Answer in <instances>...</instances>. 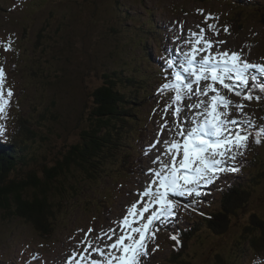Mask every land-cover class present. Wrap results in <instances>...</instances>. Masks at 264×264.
<instances>
[{"label": "rangeland", "instance_id": "1", "mask_svg": "<svg viewBox=\"0 0 264 264\" xmlns=\"http://www.w3.org/2000/svg\"><path fill=\"white\" fill-rule=\"evenodd\" d=\"M208 14L218 19L206 22ZM149 19L165 38L160 50L156 47L159 42L147 40L153 52L151 61L179 58V52L191 51L197 46V37L191 33L199 34L204 28L206 39L226 41L214 44L213 53L242 50L243 59L264 64V0H0V67L5 71L4 96L8 100L0 124L12 137L21 133L17 136L19 170H32L44 179L43 167H52L70 146L81 140L91 124L92 93L103 82L104 73H111L124 93L130 94L134 87L143 84L155 94L149 105L140 107L136 120L128 117L124 125L122 137L130 151L127 162L122 163L124 155L120 154L118 164L116 160H106L96 172L87 173L83 167L75 169L64 185L71 188L62 187L53 193L51 200L56 205L57 218L52 223V217L48 230L39 231L24 217L9 215L8 210L0 207V263L65 264L73 250L83 251L86 245L80 242L89 228L94 230L91 237L101 229L113 227L119 233L118 222L127 215L131 204L140 200L139 194L152 178L148 169L158 167L154 163L158 156L167 161L163 141L170 139L173 132H161V126L167 122L171 127L173 123L172 110L165 113L163 109L174 93H155L162 78L151 73L157 81L148 83L142 80L147 74L135 68L143 67L141 56L147 45L141 40L157 36L147 30ZM210 23L217 25L218 35L208 28ZM139 25L143 32L138 31ZM225 26L229 28L227 33ZM204 54L199 53L197 58ZM167 70L169 77L171 70ZM253 72L258 81L264 82V74ZM217 87L234 103H243V114L255 122L248 150L237 158L241 168L245 157H264V135L259 145L255 143V131L264 126V93L254 90L253 96L260 95L261 100H242L234 92ZM8 89L13 92L11 98L7 97ZM159 94L162 96L157 98ZM199 99L203 98L193 96L182 103L191 104ZM191 111L195 110L185 108L181 115ZM229 111L231 117L241 116L234 107ZM153 144L155 147L149 149ZM21 146L26 147L21 150ZM119 151L127 155L123 147ZM258 171L247 167L238 173L221 174L214 185L202 189L206 195L201 196V210L206 214L219 211L236 179L257 183L253 177ZM232 178L235 180L229 182ZM221 188L229 191H219ZM28 193L32 195L33 191ZM176 199L182 207L168 227H161L156 233L155 245L159 248L149 257L150 264H175L172 256L181 251L188 264H224L228 260L233 264H264V253L249 250V243L240 244L245 242L244 230L251 225L252 215L264 219V184L252 191L248 207L232 216L225 232L203 229L189 241L182 240L188 231L180 230L194 227L192 224L200 218L194 216L196 211L189 206L190 212L186 214L193 218L183 219V203L189 204L196 198ZM172 235L182 240L178 248ZM155 245L149 244V249ZM90 258L100 257L92 253Z\"/></svg>", "mask_w": 264, "mask_h": 264}, {"label": "snow or ice", "instance_id": "2", "mask_svg": "<svg viewBox=\"0 0 264 264\" xmlns=\"http://www.w3.org/2000/svg\"><path fill=\"white\" fill-rule=\"evenodd\" d=\"M213 19L218 18L213 14L205 17L206 22ZM208 28L218 35L215 23L208 24ZM224 31L227 33L229 28L225 26ZM204 32L201 28L199 34L191 33L192 37H197V46L191 51L179 52V58L165 60L167 69L171 71L159 92L174 93L171 102L163 109L165 113L172 110L173 123L171 127L167 122L161 126V132L165 129L173 132L170 139L163 141L166 148L163 155L168 157L167 161L158 156L154 161L158 167L148 169L152 178L139 194L140 200L132 203L127 215L118 222L119 233L113 227L101 229L91 237L89 234L94 230L89 228L80 242L86 245L83 251L73 250L65 264H150L149 257L159 248L155 245L156 233L161 227L167 228L182 207L176 198L204 196L206 193L202 189L214 185L221 174L241 170L237 158L243 157L248 150V139L255 122L243 114V103H234L222 95L217 85L234 92L242 100H260L261 96H253V91L264 93V82L258 81L253 70L264 74V64L243 59L242 50L213 53L214 44L226 41L206 39ZM10 43L5 45L6 50ZM199 53L206 54L197 58ZM4 85L5 71L0 67V115L8 104ZM12 96V90L8 89L7 97ZM193 96L203 99L191 104L182 103ZM233 107L241 114L240 117H231L229 109ZM185 108L195 111L182 116ZM4 131V125L0 124V133ZM262 135L264 126L255 131L256 144L261 143ZM153 147L154 144L149 145V149ZM198 205L199 199H195L183 207L191 206L195 211ZM145 213L149 215L145 217ZM171 239L177 241L178 248V235H172ZM149 244L155 246L149 249ZM92 253L100 258H90Z\"/></svg>", "mask_w": 264, "mask_h": 264}, {"label": "trees", "instance_id": "3", "mask_svg": "<svg viewBox=\"0 0 264 264\" xmlns=\"http://www.w3.org/2000/svg\"><path fill=\"white\" fill-rule=\"evenodd\" d=\"M134 20L136 21V19ZM147 30L157 33L155 37L160 38L161 31L153 24V21H148ZM147 39V37L144 38V40ZM151 54V49H147L146 56L141 58L143 67H135L142 73L147 74L142 80L148 83L152 80L157 81V78L151 73H157L156 69L162 73L159 69L160 66L166 72L162 61H151ZM130 80L134 82L133 79ZM92 95L94 96V103L90 111V126L85 130L81 140L69 147L62 159L48 169L45 166L43 167L44 179L32 170L18 169V162L21 161L18 158L17 136H21V133L16 132L15 137L8 135L7 131H5V134L0 133V141L3 142H1L3 147L0 148V207L8 210L9 215L24 217L28 222L34 224L39 231L48 230L52 217V223H55L57 218L56 205L53 204L51 198H53V193L60 188L64 187L66 190H69V187L71 188V185L67 188L65 186L70 179L69 176L74 173L75 169L83 167L87 173L96 172L98 167L106 160H109L110 163L116 160V164H118L117 156L120 154L124 155L122 163L127 162L130 151L126 148L127 145H124L122 137L125 132L123 131L124 125L129 120L128 117L136 120L140 113V107L149 105L155 97L149 86L143 84L134 87L130 94L122 92V87L117 86V80L108 72L104 73L103 82L94 89ZM22 134L25 135L24 132ZM25 147L21 146V150H24ZM121 147L125 149L127 155L119 151ZM104 148L107 149V152L101 153ZM256 160H245L243 169L254 167L260 170L253 177L257 179V183L241 182L240 178H237L233 191L227 190L229 192L226 193L219 211L209 212L200 217L199 220H195L192 224L194 227L188 228V233L182 240L189 241L191 236L198 235L199 230L203 229L208 232L217 231L218 233L226 231L227 224L231 222L232 216H237L239 212L248 207L252 191L264 184V157H257ZM25 172H28V174L23 177ZM91 177L92 174L88 175L87 179ZM251 189L253 190L251 191ZM29 190L33 191L32 195L28 193ZM47 214L51 215L50 218L47 217ZM252 216L251 225H248L244 230L245 242L240 244L249 243V250L254 248L263 254L264 219L256 214ZM185 255L181 251L175 253L172 259H174L175 264H188ZM223 263L233 264L230 260Z\"/></svg>", "mask_w": 264, "mask_h": 264}, {"label": "bare ground", "instance_id": "4", "mask_svg": "<svg viewBox=\"0 0 264 264\" xmlns=\"http://www.w3.org/2000/svg\"><path fill=\"white\" fill-rule=\"evenodd\" d=\"M165 59H166V58H165ZM165 59H164V61H165ZM164 61H162L163 64H164ZM164 65H166V64H164ZM159 69L161 70L162 73H165V74H166V72L163 71V67H162V66H160ZM254 93H255V91H254ZM262 94H263V93H262ZM263 95H264V94H263ZM261 102H262V101H261ZM226 189H227V188H221L219 191H227V190H229V189H227V190H226ZM3 259H4V258H3ZM28 261H29V260H28ZM14 262H15V261H13V263H14ZM16 262H17V261H16ZM16 262H15V263H16ZM15 263H14V264H15ZM0 264H4V263H0ZM20 264H23V263H20Z\"/></svg>", "mask_w": 264, "mask_h": 264}]
</instances>
